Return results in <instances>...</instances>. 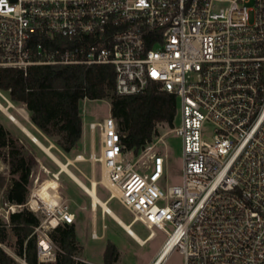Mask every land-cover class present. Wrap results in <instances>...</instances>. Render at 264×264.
<instances>
[{"label":"built area","instance_id":"1","mask_svg":"<svg viewBox=\"0 0 264 264\" xmlns=\"http://www.w3.org/2000/svg\"><path fill=\"white\" fill-rule=\"evenodd\" d=\"M77 65L112 66L119 97L156 83L180 103L183 182L166 189L162 137L136 154L111 114L89 125L145 241L167 233L152 264L174 250L184 264H264V0H0V69ZM32 196L7 203V227ZM51 200L34 227L39 263L56 259L50 230L76 220L62 196Z\"/></svg>","mask_w":264,"mask_h":264},{"label":"trees","instance_id":"2","mask_svg":"<svg viewBox=\"0 0 264 264\" xmlns=\"http://www.w3.org/2000/svg\"><path fill=\"white\" fill-rule=\"evenodd\" d=\"M114 81V68L110 65L35 66L27 71L0 69V90L8 93L14 104L26 107L30 121L44 135L61 137L56 145L67 154L78 148L83 136L81 103L84 100L111 101V115L118 122L122 143L136 154L159 137L160 125L167 124L174 129L178 105L174 95L163 91L160 85L150 83L143 94L119 97L114 93ZM15 142L0 123V155L2 149L9 148L6 155L12 159V177L5 190V199L10 203L24 204L36 159L18 150ZM3 186L1 178L0 187ZM39 223L37 216L28 209L10 215L18 257L28 264H92L80 260L75 254L78 247L74 224H62L53 229L56 233L50 236L58 245L56 259L51 263H39L38 236L34 233V227ZM7 228L0 219V264H15V257L1 244L7 240ZM103 257V264H116L119 249L115 243L108 241Z\"/></svg>","mask_w":264,"mask_h":264},{"label":"rangeland","instance_id":"3","mask_svg":"<svg viewBox=\"0 0 264 264\" xmlns=\"http://www.w3.org/2000/svg\"><path fill=\"white\" fill-rule=\"evenodd\" d=\"M6 106L0 99V106ZM21 112L25 111L27 120L16 110L10 112L25 125L45 146H53L52 152L65 164L69 163L73 171L81 180L90 186L92 180L98 182V194L102 200H107L110 194L107 183H105L104 167L97 159L101 156V134L100 129L90 130V123H102V121L111 114V101L109 99L102 101H89L81 103V116L83 119V136L76 150L67 154L56 145L61 137L49 138L42 135L30 124V114L22 104H14ZM180 103L177 105V117L174 128L181 125ZM0 123L4 129L10 133L16 142L15 146L24 154L32 155L36 159V165L33 167V173L29 178L28 192L32 188L33 196L30 198L29 209L34 211L35 215L42 223L48 221L51 215L42 212L48 205L54 207L51 196L61 199V196L67 201L69 208L76 214L74 225L77 232V250L76 256L80 260H85L92 264H103V254L108 241H112L119 249V259L116 264H152L153 259L158 254L160 247L167 238V233L163 230L155 229L156 236L145 244H139L127 232L107 215L99 206L93 209L90 196L79 187L65 172H60L58 166L42 149H40L32 140L26 136L9 118L0 111ZM159 137H162L160 149L167 155V166L165 174L160 182L166 189L168 186L180 185L183 182V140L172 131L167 124L158 127ZM9 148L1 150L0 155V179L4 181V186L0 187V219L4 221L1 213L5 212L7 203L5 199V190L12 177L10 173L11 158L6 155ZM79 158L82 160L78 161ZM58 174V177L55 175ZM18 176V174H16ZM28 193V196H29ZM16 204V203H12ZM111 209L126 223L130 224L133 219L132 213L115 197L109 203ZM111 218V219H110ZM37 225V226H39ZM46 225V224H44ZM58 225L57 227L61 226ZM56 228V227H55ZM54 228V229H55ZM133 230L142 238L149 233V229L142 223L137 222L133 225ZM8 236L2 247L15 258V264H21L20 257L16 255V236L14 231L8 227ZM56 232L52 229L50 234ZM41 232L37 233V236ZM94 235L98 238H94ZM50 236V237H51ZM54 251H58L57 242L54 241ZM165 264H184V255L179 250H174Z\"/></svg>","mask_w":264,"mask_h":264},{"label":"bare ground","instance_id":"4","mask_svg":"<svg viewBox=\"0 0 264 264\" xmlns=\"http://www.w3.org/2000/svg\"><path fill=\"white\" fill-rule=\"evenodd\" d=\"M15 109L22 117H24L26 120L28 119L26 116V112L22 110V112L17 109L16 107L10 106L7 108L6 106L2 105L0 106V111L4 113L9 120L14 123L26 136H28L32 142H34L39 148H41L48 156H50L54 162H56L63 170L66 172V174L79 186L81 187L91 198L92 207L94 210H96L99 206L103 209V211L109 215L116 223H118L129 236H131L135 241H137L139 244H145L147 241L145 239H142L134 230L133 225L137 223V221H132L130 224H126L109 206L110 201L118 197L119 192L118 189L112 185L105 174V183H107V187L112 191L113 198L109 199L108 201H104L100 198L98 194V182L96 180H92L90 186L87 185L83 180H81L71 169L65 165L59 158L55 156V154L52 153L51 149L47 146H45L38 138H36L33 133L25 126L23 125L11 112V109ZM82 160V158H79L78 161ZM110 218V219H111ZM57 219L54 218L52 222L54 224H57ZM94 238H98L94 235ZM153 237H150L152 239ZM148 240V241H149Z\"/></svg>","mask_w":264,"mask_h":264},{"label":"crops","instance_id":"5","mask_svg":"<svg viewBox=\"0 0 264 264\" xmlns=\"http://www.w3.org/2000/svg\"><path fill=\"white\" fill-rule=\"evenodd\" d=\"M83 102H89V100H84ZM30 117V116H29ZM30 124L37 130V131H39L42 135H44L37 127H35L33 124H32V122L30 121ZM34 135V134H33ZM35 136V135H34ZM44 136H46V135H44ZM36 137V136H35ZM47 137V136H46ZM37 138V137H36ZM39 140V139H38ZM82 140V139H81ZM41 142V141H40ZM50 149L51 148H53V146H51V147H49ZM41 149V148H40ZM51 151H52V149H51ZM53 153V152H52ZM54 154V153H53ZM56 156V155H55ZM50 157V156H49ZM57 157V156H56ZM51 158V157H50ZM58 158V157H57ZM52 159V158H51ZM53 160V159H52ZM54 161V160H53ZM56 163V162H55ZM69 163H72V162H69ZM69 163L68 164H65V165H67L69 168H70V165H69ZM57 164V163H56ZM58 165V164H57ZM59 166V165H58ZM61 168V167H60ZM62 172H64V170L61 168L60 169V172H59V174L60 173H62ZM66 173V172H65ZM106 201V200H105ZM103 263V262H102Z\"/></svg>","mask_w":264,"mask_h":264}]
</instances>
